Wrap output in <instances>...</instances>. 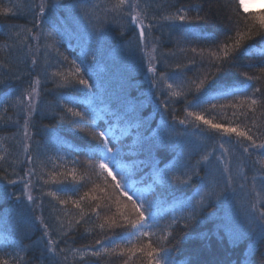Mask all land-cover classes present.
Listing matches in <instances>:
<instances>
[{"label":"snow or ice","instance_id":"obj_1","mask_svg":"<svg viewBox=\"0 0 264 264\" xmlns=\"http://www.w3.org/2000/svg\"><path fill=\"white\" fill-rule=\"evenodd\" d=\"M52 7L49 0H39L38 4L17 0L10 7H0V16L5 18L25 10L32 16L29 24L0 27L6 37L0 44V53H4V58H0V70H3L0 71V85H6L13 79L20 85L18 92H13L0 102L3 104L0 107V125L16 129L12 136L0 137V148H4L0 152V168L7 165V168L12 169V175L19 176V180L9 179L7 176L5 179L9 185L23 183L22 196L28 201V207L36 204V197L32 192L37 184L40 185L38 191L41 195L50 196L55 201L47 218L41 215L33 220L18 214L17 228L23 237L27 238L29 232L37 228L36 222L42 229V235L34 245L40 252L41 264H70V260L75 264L78 258L83 262L88 257L97 261L116 258L118 264H182L174 255L175 246L168 247L172 242L170 237L175 238L174 226L179 221L173 217L161 227L163 202L155 191V186H168L182 191L196 177H199L200 185L195 195L178 201L185 211L181 217L185 221L184 227H188V222L196 221L202 210L211 206L213 201L228 200L236 196L238 181H244L239 183V190L243 193L247 189L248 206L244 212L246 224L236 228L225 225V228L229 234L238 232L241 237L249 236L255 232L254 223L259 221V232L256 234L264 241V119H261L264 117V66L257 72H250L242 70L238 64L242 56L254 52L264 55V49H255L248 43L257 36L264 39V14L248 17L237 13L235 19L230 18V27L221 39L213 32L206 33L201 27V23H206L208 17L201 14L204 9L199 3L105 0L103 4H92L90 7L79 5L80 18L87 21L93 33L99 34L98 40L103 39L101 28L105 25L115 24L121 35L134 26L138 34L137 47L143 46L142 50L148 61L147 72L154 74L150 83L153 86L163 85L167 90L169 100L161 102L165 110L167 111L170 101L183 98L184 116L178 123L186 128L191 126L200 133H207L209 139L218 140L216 146L211 151H205L195 164H191L188 154L181 151L163 168L150 165L153 167L149 177L151 183L140 187L145 181L134 179L135 166L130 167L122 162L120 141L128 129H118L110 121H105L107 127L98 125L97 121L104 119L101 114L104 109L80 111L75 106H69L76 102L66 96H58L54 102L55 107H43L42 85L49 80L57 89L82 86L88 93L93 89V84L89 82L91 77L84 78V69L75 60L70 61L71 68L67 71L49 72L52 67L49 53L60 55L55 36L51 31L45 30L46 18ZM65 7L71 10L77 5ZM240 7L247 10L245 0H240ZM165 28L169 33L176 34L177 51H160V38L153 36V32ZM32 41L36 43L33 44ZM200 41H204L206 46H180L199 44ZM41 48L44 49L43 65L39 58ZM178 54L186 62L177 60L169 63L166 59H175ZM83 55L86 59L89 57L87 52ZM13 56L14 64L8 62V58ZM161 63L170 71L158 72L156 65ZM197 64L199 70L192 76H187L186 73ZM243 67L251 69V65ZM229 71H235L243 80L221 79V74ZM25 77L30 78L26 87L23 86ZM189 96L192 99H188ZM56 109L62 112H57ZM227 110H231L230 116ZM49 111L58 116L61 123H67L71 129L87 137L86 140L82 138L89 149V159L82 165L83 171L77 167L81 164L78 159L69 162L59 153L54 157L48 156L51 139L48 143L34 139L32 129L36 127L35 119L49 114ZM214 112L219 114V119L212 115ZM137 119L140 122L136 127L139 128L145 118ZM156 135V140L150 136L144 139L143 146L147 148L150 158L154 150L172 146L168 141L173 135L179 136L180 133H176L165 120L158 127ZM9 139L19 150L11 160L9 156L12 153L5 147V142ZM217 148L220 150L219 155H215ZM237 149L240 150L239 156L236 154ZM69 163L71 167H67ZM110 164L119 171L114 172ZM21 165L31 167L22 169L23 175H20L16 169ZM48 165H51L50 169ZM246 167L254 173L251 184L247 183L249 176L245 171ZM7 168L4 170L7 171ZM69 182L74 185L72 195H68L63 187H58L55 191L51 188L44 191L45 186H59ZM83 182L91 187L79 194V187ZM0 194L6 199L11 197L6 187L0 190ZM14 198L21 201V196ZM104 209L109 214L102 215ZM7 211L5 210L6 215ZM80 227L84 228L86 235H94L97 231L104 235L96 239L94 244L79 248L59 247L61 242L67 245ZM117 229L124 231L115 234ZM13 243L19 251L12 259L0 257V264H30L21 255L28 246L22 242ZM251 254L249 251L248 255ZM260 264H264V256L261 257Z\"/></svg>","mask_w":264,"mask_h":264},{"label":"trees","instance_id":"obj_2","mask_svg":"<svg viewBox=\"0 0 264 264\" xmlns=\"http://www.w3.org/2000/svg\"><path fill=\"white\" fill-rule=\"evenodd\" d=\"M17 0H0V7L12 6ZM27 3L38 4L39 0H26ZM53 7L49 10L46 18L45 30L51 31L55 36L57 48L60 55L55 52L49 53V60L52 67L49 72L61 70L67 71L71 68L70 61L75 60L84 69V78L91 77L89 82L93 84V89L90 93L82 86H76L71 89H57L55 84L49 80L42 85L44 91L42 92V99L44 101L43 107L51 105L55 107V100L58 96H66L73 99L76 103L74 105L80 111H90L92 109L105 111L101 113L104 116L103 120H98L97 124L107 127L105 121H110L118 129L127 128V133L121 138V152L122 162L131 166H135L136 176L134 179H143L145 183L140 184V187H146L151 183L149 177L153 172V167L150 165L163 168L165 164L170 163L175 155L184 151L188 154V159L191 164H195L200 159L201 155L209 148H214L218 140L209 139L207 133H200L197 129L178 123L179 119L184 116L185 100L183 98L170 101L168 103L167 111L164 108L163 101H168L167 90L163 85L157 84L153 86L150 83L149 74L147 72L148 61L144 55L141 47H137L138 34L134 29L129 28L120 34L115 24L105 25L101 28L103 39L98 40V33H93L87 21L80 18L79 5L90 7L92 4H103L105 0H49ZM177 4H196L203 6L204 11L202 15H207L206 23H201V27L205 29L206 33L213 32L221 39L227 32L231 24V19H235L236 14L243 16L254 17L257 14H264V9L245 11L240 7V0H173ZM66 5H77L76 8L69 10ZM32 16L27 14L26 10L22 13L9 16L7 18L0 16V27L6 25H25L29 24ZM199 30V29H197ZM153 36L159 37L160 51L167 53L169 50L177 51L176 40L177 36L174 33H169L165 28L163 30H154ZM6 39L3 32L0 31V44ZM33 44L34 41H32ZM41 44L43 41L40 42ZM255 49H264V39L260 36L255 37L248 42ZM182 47L189 46H206L204 41L199 44L193 43L191 45L181 44ZM84 52L89 53L86 59ZM44 49L41 48L39 58L41 65H43ZM94 56V59L92 58ZM67 57V60H64ZM0 58H4V53H0ZM169 63H174L177 60L186 62L178 54L175 59L166 57ZM198 59V58H197ZM8 62L15 63V58L9 57ZM238 64L242 70L250 72H257L258 69L264 66V55L254 52L251 55L240 57ZM244 65H251V69L244 68ZM159 71H170L166 69L163 63L156 65ZM199 70V64L187 72V76H192ZM3 71V70H0ZM29 77H25L23 86H27ZM221 79H228L229 81L235 79L237 81L243 80L235 71L221 74ZM170 82V81H169ZM242 86V85H241ZM20 85L13 79L9 80L6 85H0V102L6 100L13 92H18ZM86 93H88L86 95ZM188 99H192L191 96ZM223 103V101H221ZM0 107L3 104L0 103ZM57 112H62L56 109ZM229 116L231 110H227ZM115 113L116 115H112ZM12 114V110L9 111ZM219 119L218 113H212ZM119 117V120H117ZM143 117L144 122L139 128L136 125L140 122L137 118ZM163 117V119H162ZM173 117L176 119L173 120ZM261 119H264L262 117ZM175 129L179 136L173 135L168 141L170 147H161L154 150L152 157H149L147 148L143 146L146 136L152 137L154 140L158 139L157 130L164 121ZM36 127L32 129L34 139L41 143H49L48 156H55L57 153L64 155L70 162L73 159H78L82 165L89 159L88 146L82 142L87 137L83 134L77 133L71 129L67 123H61L58 116L52 114L40 115L35 119ZM151 129V131H149ZM16 129L13 127H4L0 125V137H10ZM50 134V136H49ZM119 135V131L117 132ZM187 136L195 141H189ZM203 137V139H201ZM235 140V137L232 138ZM63 147H60V145ZM5 147L12 153L9 160L13 159L18 154V147L12 140H6ZM4 148H0L3 152ZM238 151H240L238 149ZM236 150V152H238ZM43 158V157H41ZM23 159V156H21ZM71 163L67 167H71ZM31 167V165H21L17 167L16 171L23 175L22 169ZM0 168V190L7 188L10 198H4L0 194V257L5 259H12L17 251L16 243H23L28 246L25 252L21 255L25 256L30 264H41L40 252L34 247L35 242L41 237L42 229L37 228L29 232L28 237H23L21 231L17 228V220L19 215L26 216L33 219L37 216L50 215L52 204L55 201L50 196L41 195L38 191L40 185L37 184L33 189V196L36 197V204L28 207V201L22 196L23 183L18 182L15 185L7 184L5 177L9 179L19 180V176L12 175V169ZM51 168V165H48ZM204 175V172H201ZM27 179V178H26ZM95 179V177H93ZM99 182V181H97ZM200 185L199 177L194 178V181L183 188V190H174L168 186H155L159 198L162 200L161 212V227L165 226L169 221L175 217L179 223L175 225L173 232L174 239H171L169 248L175 246V253L177 259L182 264H260L261 257L264 256V241L256 233L259 232L260 223L256 221L253 225L255 232L249 236L241 237L238 232L229 234L225 225L236 228L239 225H245L246 220L244 212L247 207V199L241 201L240 205L231 198L222 201H213L211 206L202 210L198 219L194 222H188V227H184L185 221L181 217L185 211L180 207L178 201H183L195 195L197 187ZM58 187H63L68 195H72V185L70 182L64 185H49L44 187V191L49 188L55 191ZM91 187L87 182H83L79 187V194L87 191ZM63 194V193H62ZM15 196H21V201H16ZM229 203L235 204L233 211L228 210ZM42 204V206H40ZM17 205L20 207L17 208ZM240 206L241 209H238ZM71 207V205H69ZM7 211V215L5 214ZM115 209L113 208L112 211ZM75 212L76 210L73 209ZM19 214V215H18ZM103 214H109L107 209L102 211ZM123 229L115 230V234L123 232ZM112 235L114 233H107ZM102 233L99 231L94 235H86L84 228L80 227L74 236L69 240L68 244L61 242L59 247L64 248L71 246L79 248L84 245L94 244L96 239L102 238ZM55 238V237H54ZM252 252L251 256L248 255ZM46 264V262H45ZM70 264H72L70 260ZM75 264H118L116 258L111 261L100 260L95 258H85L83 262L78 258ZM135 264V262H133Z\"/></svg>","mask_w":264,"mask_h":264},{"label":"rangeland","instance_id":"obj_3","mask_svg":"<svg viewBox=\"0 0 264 264\" xmlns=\"http://www.w3.org/2000/svg\"><path fill=\"white\" fill-rule=\"evenodd\" d=\"M246 4H247V11H251V10H258V9H264V0H245ZM245 10V9H244ZM34 43H36V41H34ZM143 48V46H142ZM149 74V78H151L154 74L153 73H148ZM189 141H195L196 138L190 139L189 136H187ZM206 151H211V148L207 149ZM238 151V149H237ZM220 154V150L217 148L215 155H219ZM236 154L239 156L240 155V151L236 152ZM214 159V157H213ZM110 167H113V171L114 172H118L119 170L117 168H115L114 166H112L111 164L109 165ZM245 171L248 173L249 176V180L247 181L248 184H251V176L254 174L252 171H249V169L246 167ZM234 174H235V168H234ZM117 178L119 179V176H117ZM239 183H244V181H238L236 187H237V195L234 196L232 199L237 203V205H240L241 201L246 200L248 201V195H247V189L241 193L239 190ZM231 204L229 203L230 208L228 207V210L233 211L235 208L237 207L235 206V204ZM247 204V202H246ZM248 206V205H247ZM247 208V207H246ZM238 209H241L240 206H238Z\"/></svg>","mask_w":264,"mask_h":264}]
</instances>
